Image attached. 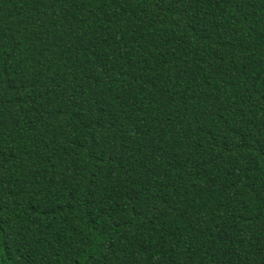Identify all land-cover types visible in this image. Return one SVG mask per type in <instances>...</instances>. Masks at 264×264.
<instances>
[{
	"label": "trees",
	"instance_id": "obj_1",
	"mask_svg": "<svg viewBox=\"0 0 264 264\" xmlns=\"http://www.w3.org/2000/svg\"><path fill=\"white\" fill-rule=\"evenodd\" d=\"M0 264H264V0H0Z\"/></svg>",
	"mask_w": 264,
	"mask_h": 264
}]
</instances>
